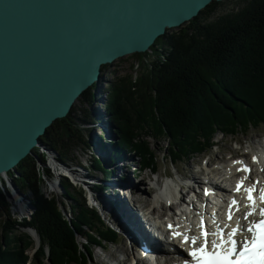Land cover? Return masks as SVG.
Instances as JSON below:
<instances>
[{"label":"trees","instance_id":"1","mask_svg":"<svg viewBox=\"0 0 264 264\" xmlns=\"http://www.w3.org/2000/svg\"><path fill=\"white\" fill-rule=\"evenodd\" d=\"M221 2L213 1L198 17L177 29H168L152 47L159 52V43L164 46L157 58L147 60L146 54H133L139 58L141 67L136 78L116 74L109 82L107 106L112 108L110 113L115 116L114 124L120 130V142L111 147L113 153L122 157L126 148L147 155L149 148L136 145L141 142L138 131L147 123L177 144L178 149L171 150L172 158L177 159L200 151L191 141L186 143V139L188 136L197 138L196 134L200 135L207 123L213 124L214 130L218 128L214 125L232 124L234 130L223 129L232 133L242 124L244 128L264 122V0H241L244 3L241 8L212 18ZM109 65H104L103 71ZM98 85L95 83L84 91L78 101L92 102ZM119 99H122L121 105ZM244 104L251 106L252 114L248 113L245 121L240 122L235 111ZM256 108L259 112L253 115ZM73 110L66 118L56 120L41 138L64 162L73 159L72 148L87 143L68 122ZM224 115L226 121L221 124L218 120ZM190 148L192 150L185 151ZM149 157L144 158L145 165L150 164ZM111 158L117 160L114 155ZM39 160L46 164L44 156L29 155L17 166L20 179L19 182L15 179L16 183L23 190H30L38 204L33 221L21 222L19 226L21 229L32 227L38 232L41 248L49 247L46 255L52 264H88L93 249L110 241L108 235L116 238L117 234L101 219L98 209L88 205L85 197L79 200L71 193L73 184L67 177L63 186L70 209H66L64 200L59 202V208L55 199H47L43 192L44 177L54 175L49 168L42 167ZM93 164L105 168L102 159H94ZM101 221L106 230H95L93 224ZM15 225L11 226L10 222L0 225L3 232L0 234V264H25L30 260L24 254L28 242L15 244L18 238H10L8 234ZM78 236L87 240L85 254L79 249Z\"/></svg>","mask_w":264,"mask_h":264},{"label":"water","instance_id":"2","mask_svg":"<svg viewBox=\"0 0 264 264\" xmlns=\"http://www.w3.org/2000/svg\"><path fill=\"white\" fill-rule=\"evenodd\" d=\"M213 1L224 0H0V175L19 173L104 65L151 50Z\"/></svg>","mask_w":264,"mask_h":264},{"label":"rangeland","instance_id":"3","mask_svg":"<svg viewBox=\"0 0 264 264\" xmlns=\"http://www.w3.org/2000/svg\"><path fill=\"white\" fill-rule=\"evenodd\" d=\"M243 5L244 3H242L241 0H224L217 6V10L213 14L212 18L218 16L221 13L230 11L231 9L237 10L241 8ZM163 47L164 46L162 42H160L158 46L160 50L159 52H155L151 48V50L145 53H134V54H140L139 56H143L146 54L145 58L147 60L155 59L157 58V56L161 55ZM140 69L141 67L139 63V58L138 57L136 58L135 56H133V54L119 58L113 63H111L103 72V78L101 79V84L99 85V89L97 88L98 96L96 94V97L93 98L92 102L77 101L73 107L74 112L71 114L68 120L71 127L75 130L77 129L79 131V134L82 137L84 136V139L87 141V143L79 147H74L70 150L73 159L67 160V162L65 163L66 164L65 167L68 168V164H69V167L73 168L78 173L76 175H79L80 171H83L84 173H88L85 175L86 179L90 178V180L96 182V184L93 186L94 191H96L95 188H100L101 190L97 192L102 193L103 195L108 193L107 189L109 187H106L107 185L106 183H110L111 180H118L119 177L118 176L115 177L114 174H111L110 176H105L104 171L102 170L99 171L98 169L92 171H87L85 169V167L93 165L94 159H100V153L96 150L95 143H92L93 141L91 138L93 136V138L98 140L103 145L110 144L111 146H115L117 142H120L119 140L120 137L118 136L120 130L117 127V125L114 124L115 121H113V119L116 118L113 114L110 113L112 108L110 106H107V101L109 96L108 84L111 80L115 78L116 74L127 75L130 78L133 75V77L136 78L140 72ZM121 103H122V99H119L118 104L121 105ZM100 108L104 109L105 120L108 123L110 122L108 126L110 128L109 136H111V139L106 136L103 127L96 123L99 122L100 120H98V117L95 114V112L97 111L99 112ZM256 112L257 113L259 112L257 108L255 109V111H253V115H255ZM248 113L252 114L251 106L244 104V106L240 105L237 108V112L235 111V116L238 117V121L242 122L245 121ZM225 117L226 115L221 116L218 122H221V124H223L226 121ZM101 120L103 121V119ZM231 125L232 124L228 125V123L224 124V126L222 127L218 125H214L218 127L217 129L214 130L213 124L209 125L207 123L206 126L203 127L204 129L200 132V135H197L198 133L196 134L197 138L190 136H188V139L185 138L187 140L186 143L191 141V143H193L192 145L196 146V148L200 151L196 150L184 155L183 157H186L184 161H180L179 158L174 159L177 162L175 165H172L171 158L174 156L172 151L178 149L177 144L172 143L164 134L160 133L155 126H152L151 124L148 125L147 123L143 128H141L138 131V133L141 135V142L137 143L136 145H140L144 149L149 148L151 157H149V152L145 156L141 153H138L142 155L141 157L138 154L135 155L134 152L132 153L129 152L128 155L130 157H134L133 158L134 162L141 166H144L145 163L147 162L146 160H144V158L149 157L150 167L153 168L155 166L158 172L154 173L151 168H147L142 171L141 173L142 178L135 179L130 174V172L133 169L129 168L127 172V176H128L127 179H129L135 185H139L140 183L138 182H140L141 180L143 181L145 180L147 183L146 184L147 187H150L149 184L154 182L153 179L160 174L171 173L174 179H179L178 177L180 176V174L176 173V166H178L182 172L186 171L188 173L190 167L195 165L190 173L191 175L193 174L194 170L195 171L198 170V164L200 162L202 164L204 163L207 164V161L209 159H211V162L213 159V160H218L219 163H221L227 160L229 154H233L235 156L243 154L247 150V148H245V146H242V149H238L241 146L239 144L248 146L249 143L252 144L253 141L257 140V137L261 136V134L264 133L263 122H261L257 127H250V129L247 126L243 128L242 127L243 124H242L238 126L239 129H236L235 132L233 133H229L230 132L229 130L223 132V129L225 127H231ZM232 130H234V127L232 128ZM100 137L101 139H99ZM189 150L192 149L191 148L188 150L185 149V151L187 152ZM35 154L36 155H33L35 157L41 155L44 156V158L46 159L45 166L49 168L52 175H54L53 178H49L47 175H45L44 177L43 175L45 179V183L43 185V192L47 199L49 200L55 199L56 202H58L59 208L61 205L59 202L64 200L66 204V209L67 210L70 209V204H69L70 201L65 200L64 193L66 192V189L63 186V181H65L64 178L68 177L69 181L73 184V187L70 188L71 193L76 197H78L79 200L82 199L81 197H85L88 205L93 206V201H92L93 192L91 189H89L79 181L74 180V177L68 172L61 171L57 167L56 163L52 161L49 154L44 148L42 147L36 148ZM116 163L117 162L112 160L111 166L115 165ZM58 169L60 170V172L58 171ZM120 173L122 180H124L126 176L123 175L122 172ZM136 174L139 175V171H137ZM99 176L101 177V180L99 179ZM75 178H79V176L78 177L75 176ZM15 179H17L19 182L20 174L11 171L9 172L8 177H6L5 180H2L0 182V192H1L0 225L1 224L6 225L7 222H10L11 226H14L16 223L15 228H13L14 230L13 229H12L13 231L11 230L12 233L10 231L8 234L10 238L13 236L15 238L16 237L18 238L15 244L28 242V247L26 251H24L25 252L24 254L30 259L29 260L30 262H32L33 264H52L51 258L48 259L46 255L47 249H49V247H44L43 249L41 248V240L38 235V232L32 227H23L21 229V227L19 226L21 222L33 221L38 204L34 199L32 192L28 189L23 190L20 187L19 183H17V185L22 193L21 194L22 196L18 195L17 190H15V188L13 187V181H15ZM98 179L101 182H98ZM56 184L59 186V190H56L55 188ZM109 194H111V196H118V190L117 191L113 190V192L111 191L109 192ZM2 195H4V198ZM154 195L155 194H153V196ZM98 209H99L98 213L101 216V219L104 221L105 214L103 211L101 213V208ZM67 213L69 218H72L71 213L68 211ZM96 220L99 221L100 219L96 217ZM103 225L104 224L101 221L99 223L93 224V227L97 231L100 230L104 231L106 230V228ZM33 232L37 234V237ZM1 233H3L2 227H0V234ZM108 237L112 238L113 235H108ZM2 239L5 238L2 237ZM78 240H79V249L81 250V252H83L84 250H86L84 246H86L87 240L81 236H78ZM124 245H125V241L123 240L120 244L115 246L109 245L107 243L108 248L106 251H103V249L101 248L94 249L92 264H109V262L110 264H113L114 261L112 260V258L115 259L116 261L118 260L120 261L125 256V252L127 251L130 252V242L128 243V247H125L126 245L125 246ZM124 247L126 248V250L124 249ZM110 256H112V258ZM70 264H81V263L73 262Z\"/></svg>","mask_w":264,"mask_h":264},{"label":"bare ground","instance_id":"4","mask_svg":"<svg viewBox=\"0 0 264 264\" xmlns=\"http://www.w3.org/2000/svg\"><path fill=\"white\" fill-rule=\"evenodd\" d=\"M100 114H101V116H103L102 113H100ZM103 123L106 124V121L103 120ZM91 139H92L93 143H95V148H96L97 151H99L100 148L103 150V146L101 145V143H99L98 140H96L95 138H93V136H92ZM110 139H111V137H110ZM260 145H261V149H262L261 155L264 158V141L260 142ZM243 146H245V148H247V149L249 148V146H247V145H243ZM42 148H44L47 151V153L49 154V156L52 159V161L56 163L57 167L61 171H66L69 174H72L74 177L75 176L76 177L79 176V178H76V180L79 181L80 183H82L83 185H85L86 187L87 186L89 187L88 182L85 181V175L88 174V173H84L83 171H80L79 172V175H76L78 173L73 172L72 171L73 168L69 167V164H68V168H66L65 167V165H66L65 163L66 162H63V161L59 160L60 159L59 158V155L56 154L51 148H48V146H46V145H44ZM252 151H253V149L250 152L246 153L244 156H246V157L249 158L251 156V154H252ZM125 152H126L125 155L122 156V157H119L116 152L114 154H112L117 159V160H114L117 163L115 165H113V166H111V162L108 163V159H107L108 156L106 154H104V152H99L100 153V159H102V161L104 162L105 168L100 169V168L96 167L93 164L91 166L85 167V169L87 171H92V170L98 169L99 171H101V170L104 171L105 176H110L111 174H114L115 177L118 176L119 179L114 182V184H117L118 186H116L113 190L114 191H117L118 188H120L123 191L125 185L122 183V181H120V179H122L120 172L127 173L129 168L130 169H133L134 171H136V169H139L141 167H143V168L149 167V165L141 166V165L136 164L134 162V160H133L134 157H130L128 155V153L130 151H128V149H125ZM132 152H134V151H131L130 153H132ZM134 154L136 155L135 152H134ZM237 156H239V155H237ZM102 157H104V158H102ZM231 158H230V160L232 161V163H230L228 166H225L224 168L234 169V164H239V165H242L243 164V161L242 160H238V158L236 156H232ZM244 160H245L246 163H250L249 162L250 159H244ZM111 161H112V158H111ZM214 161L215 160L212 159V162H211V159H209L208 160V163H207V166L206 167H202V170H207L208 172H211L212 174H214L216 176L218 175L219 179L222 180L224 178V169L217 168V167H215V165L212 166V163ZM239 161H240V163H239ZM118 163H120L121 165H118L117 166ZM41 166L42 167H45V165H41ZM59 169H58V171L60 172ZM43 171H44V169H43ZM110 171H111V173H110ZM194 171H193V174H191L190 176L193 177V178H195V181H201V176H199ZM117 172H118V175H117ZM8 175H9V172H6L5 174L0 175V182L2 180H5V178L8 177ZM127 177L128 176L126 175L124 181L130 183V180L127 179ZM99 179L101 180V177L100 176H99ZM99 182H101V181H99ZM157 182H158V184H160V177L157 179ZM157 182H154V183L156 184ZM146 184H147L146 181L145 180L144 181L142 180V182L139 184L140 186L138 185V187H140V188H146L147 189V185ZM102 185H104V184H102ZM55 186H56L55 187L56 190H59V186L57 184ZM107 186L108 185H106V187ZM217 188L220 189V190H222V191H224L225 194L228 193V190H227V188H226V186H225L224 183L223 184L222 183L219 184V186H217ZM167 191H169V192H167ZM170 193L172 195L173 200L174 199H177L178 200L176 203L175 202H172V203H169L168 202V199H172L171 196L169 197V194ZM18 195L22 196L19 193H18ZM122 195H125V197L124 198L122 196H118V197H107V196H105V195H103V194H101L99 192H95V194L92 196V198H94V199H92V200L93 201H96L97 203L100 201L104 205H108V204H114V205H116L117 208L119 209V211H116L115 209H111V210H115L116 213L118 214V216L120 218H122L123 220H125L124 228L126 229L125 231H126V233H128V235L130 236V238L132 240L133 239L137 240L138 237H139V235H141L147 243H149V244L152 243V237H151L149 231H147L146 229L143 228L142 224L137 219V216L132 211V209L129 207V204H128L127 198H126V194H122ZM138 198H141V197H138ZM153 199L158 204L157 206H155V208L157 209V212H159L160 214L154 216L152 218V222L155 223L156 225H159V226H164L165 225V221H164V218H163L164 217L163 215H165V212H164L165 211V207H164V205H167V206H169L172 209V207L175 204L182 205V204H184L186 202V199H184L182 197L181 192L179 191V189L175 185H173L171 182H168V184L166 185V188H165L164 191H162V192H156V194L154 195ZM215 201H216V204L212 206V209H214V206H216V205H217V208H216L217 210H221V208L223 209V207L225 205H222V203H223L222 197L219 196ZM94 207H96L97 209L99 208L97 206H94ZM201 211H203V208H201ZM194 212L195 213H199V209L196 208ZM33 233L37 237V234L35 232H33ZM125 263L127 264V262H125Z\"/></svg>","mask_w":264,"mask_h":264},{"label":"snow or ice","instance_id":"5","mask_svg":"<svg viewBox=\"0 0 264 264\" xmlns=\"http://www.w3.org/2000/svg\"><path fill=\"white\" fill-rule=\"evenodd\" d=\"M243 170L247 171V169ZM242 184L243 181L238 185L237 191L240 190ZM247 191L251 193L252 189H247ZM248 199L254 200L251 194ZM261 200H264V191L261 193ZM251 214L249 213V215ZM259 214L262 218L247 229L249 233H252V239L245 241L242 248H238L233 239L227 241V244L232 245L230 248L226 246V243L212 242L210 249L207 240L209 233L205 231L203 233L205 237L203 246L190 253L196 264H264V209H261ZM235 234L234 231L231 235L234 236ZM221 240L223 241V237ZM192 243H196L195 238L192 239Z\"/></svg>","mask_w":264,"mask_h":264}]
</instances>
